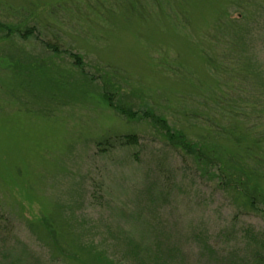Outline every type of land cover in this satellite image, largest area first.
<instances>
[{"label":"rangeland","instance_id":"1","mask_svg":"<svg viewBox=\"0 0 264 264\" xmlns=\"http://www.w3.org/2000/svg\"><path fill=\"white\" fill-rule=\"evenodd\" d=\"M256 254L264 0H0V264Z\"/></svg>","mask_w":264,"mask_h":264},{"label":"trees","instance_id":"2","mask_svg":"<svg viewBox=\"0 0 264 264\" xmlns=\"http://www.w3.org/2000/svg\"><path fill=\"white\" fill-rule=\"evenodd\" d=\"M135 138L134 137H125V138H123V141H122V143H121V145H135L136 143H135V140H134ZM188 144H186V147L188 148V146H187ZM200 148V147H199ZM200 150V149H199ZM200 151H204L203 149H201ZM56 244V243H55ZM57 245V244H56ZM151 258H156V255H154V256H151ZM254 259H255V262H254V264H264V254L263 255H260V254H256L255 256H254ZM138 260H139V263H137V264H144V262H143V259H142V261L140 260V258H138Z\"/></svg>","mask_w":264,"mask_h":264}]
</instances>
